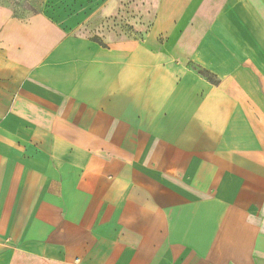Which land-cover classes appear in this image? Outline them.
<instances>
[{"label": "crops", "instance_id": "crops-1", "mask_svg": "<svg viewBox=\"0 0 264 264\" xmlns=\"http://www.w3.org/2000/svg\"><path fill=\"white\" fill-rule=\"evenodd\" d=\"M101 9L0 1V264H264V0Z\"/></svg>", "mask_w": 264, "mask_h": 264}, {"label": "rangeland", "instance_id": "rangeland-1", "mask_svg": "<svg viewBox=\"0 0 264 264\" xmlns=\"http://www.w3.org/2000/svg\"><path fill=\"white\" fill-rule=\"evenodd\" d=\"M1 2H6L10 4L13 8V14L21 17L27 18L34 15V12H41L42 14L47 15L49 18L54 20L55 22L65 25L69 17H75V15L83 17L82 14L85 15L83 19V23L81 24L84 30L89 31L92 28L97 27L104 20L101 9L105 6V3H108L110 0H82L87 1L86 5H81L82 9L79 8V0H0ZM101 2V5H97L95 9L91 8L92 3ZM128 14H133L134 10H127L123 7L119 10V17H127ZM82 13V14H80ZM121 13V14H120ZM194 66V65H192ZM198 70V69H197Z\"/></svg>", "mask_w": 264, "mask_h": 264}, {"label": "trees", "instance_id": "trees-1", "mask_svg": "<svg viewBox=\"0 0 264 264\" xmlns=\"http://www.w3.org/2000/svg\"><path fill=\"white\" fill-rule=\"evenodd\" d=\"M37 14H41V12H34V15H37ZM15 17H17V18H21V17H18V16H16L15 15ZM96 42H99L101 45H103L101 42H100V40H98L97 38H95L94 39ZM196 68L198 69L197 71H198V73L199 74H201V75H203L204 77H206L209 81H211L212 83H217V81H216V79L214 78V76L211 74V73H209L207 70H205V69H203V68H201V67H197L196 66Z\"/></svg>", "mask_w": 264, "mask_h": 264}]
</instances>
